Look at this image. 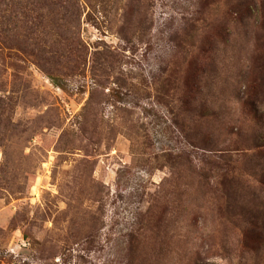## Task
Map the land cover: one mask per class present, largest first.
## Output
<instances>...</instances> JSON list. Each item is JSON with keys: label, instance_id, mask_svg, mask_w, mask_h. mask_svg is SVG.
Returning <instances> with one entry per match:
<instances>
[{"label": "rangeland", "instance_id": "rangeland-1", "mask_svg": "<svg viewBox=\"0 0 264 264\" xmlns=\"http://www.w3.org/2000/svg\"><path fill=\"white\" fill-rule=\"evenodd\" d=\"M75 1L0 89V264H264V0Z\"/></svg>", "mask_w": 264, "mask_h": 264}, {"label": "trees", "instance_id": "trees-1", "mask_svg": "<svg viewBox=\"0 0 264 264\" xmlns=\"http://www.w3.org/2000/svg\"><path fill=\"white\" fill-rule=\"evenodd\" d=\"M78 4L75 0H0V89L5 90L4 76L12 66V57L28 56L36 61L53 80L62 87L60 73L64 66L59 62L49 61L45 54L65 55L74 50L69 45V13L57 10H67L69 2ZM67 5V6H66ZM68 11V10H67ZM59 20L67 22L66 33L55 30L51 33L49 27L59 26ZM55 38V39H54ZM77 58L70 67L76 70L83 65V56L87 53L86 44L80 39L77 43ZM80 53V55H78ZM35 60V61H34ZM9 119L6 97L0 96V144L3 143L1 128ZM260 189L264 192V175L260 178Z\"/></svg>", "mask_w": 264, "mask_h": 264}]
</instances>
